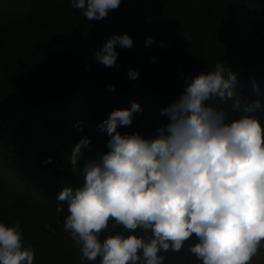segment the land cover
<instances>
[{"label": "trees", "instance_id": "obj_1", "mask_svg": "<svg viewBox=\"0 0 264 264\" xmlns=\"http://www.w3.org/2000/svg\"><path fill=\"white\" fill-rule=\"evenodd\" d=\"M124 33L134 44L117 46V65L98 63L95 51ZM147 37L155 42L146 47ZM223 61L237 74L236 98L264 104V0H122L99 21H88L72 0H0V222L19 224L34 264H100L81 258L64 230L67 203L56 200L63 187L82 185L87 159L108 151L109 136L97 126L136 101L142 111L118 131L155 137L169 122L162 109L188 78ZM129 69L139 79L130 80ZM206 103L236 115L231 101ZM257 115L264 123V110ZM85 137L91 150L72 171V148ZM121 232L131 234L110 220L99 238ZM195 242L193 236L179 252L161 250L164 264H198L188 251Z\"/></svg>", "mask_w": 264, "mask_h": 264}, {"label": "clouds", "instance_id": "obj_2", "mask_svg": "<svg viewBox=\"0 0 264 264\" xmlns=\"http://www.w3.org/2000/svg\"><path fill=\"white\" fill-rule=\"evenodd\" d=\"M121 3L72 0L88 21L106 19ZM154 42L147 37L145 46ZM133 44L130 34H113L95 51V59L111 68L117 65V46L130 49ZM139 76L129 69L130 80ZM188 79L181 96L162 109L169 122L155 137L118 131L142 111L136 101L113 110L97 126L109 136L108 151L86 160L81 186H65L56 197L67 203L64 230L81 246L82 259L164 264L161 250L179 252L193 236L197 242L188 251L198 264H251L258 254L264 241V123L257 112L264 104L259 98H236L237 74L224 61ZM254 91L259 92L255 83ZM212 99L231 101L236 115L229 118V112L206 103ZM84 149L91 150L88 137L72 148V171ZM110 220L131 234H109L101 241ZM0 264H34L19 224L0 222Z\"/></svg>", "mask_w": 264, "mask_h": 264}, {"label": "rangeland", "instance_id": "obj_3", "mask_svg": "<svg viewBox=\"0 0 264 264\" xmlns=\"http://www.w3.org/2000/svg\"><path fill=\"white\" fill-rule=\"evenodd\" d=\"M251 264H264V250H259L258 254L253 257Z\"/></svg>", "mask_w": 264, "mask_h": 264}]
</instances>
